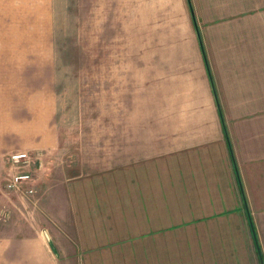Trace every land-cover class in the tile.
<instances>
[{"label":"crops","instance_id":"obj_1","mask_svg":"<svg viewBox=\"0 0 264 264\" xmlns=\"http://www.w3.org/2000/svg\"><path fill=\"white\" fill-rule=\"evenodd\" d=\"M176 4L191 52L163 57L161 80L150 69V104L135 65L123 115L74 135L59 119L61 0H0V167L42 159L39 199L2 195L0 264H264V0Z\"/></svg>","mask_w":264,"mask_h":264},{"label":"rangeland","instance_id":"obj_2","mask_svg":"<svg viewBox=\"0 0 264 264\" xmlns=\"http://www.w3.org/2000/svg\"><path fill=\"white\" fill-rule=\"evenodd\" d=\"M135 3L139 9L136 14ZM60 14L55 26L57 96L59 119L63 120L60 125L69 134L86 133L87 128H92L87 125L94 128L100 124L104 113L106 117L110 114L111 119L123 115V111L113 108L117 107L119 92L135 65H140L143 72L144 102L149 96L150 69L155 75L160 74L158 80H161L166 71L163 57L191 52L188 26L176 0H61ZM139 55L141 64L137 63ZM102 104L110 106V110L105 111ZM142 113L143 118H149L161 112L143 108ZM10 161L9 156L7 166L0 167V201L5 197L3 193H13L7 184L16 175L27 172H33L35 183H26L22 188L33 189L36 195L15 192L13 195L25 197L24 200L39 199L42 194L36 180L40 177L42 159L30 168L22 167V162L13 166ZM4 208L5 203L0 202L3 217L0 228L9 226L4 219Z\"/></svg>","mask_w":264,"mask_h":264},{"label":"built area","instance_id":"obj_3","mask_svg":"<svg viewBox=\"0 0 264 264\" xmlns=\"http://www.w3.org/2000/svg\"><path fill=\"white\" fill-rule=\"evenodd\" d=\"M11 163L13 166H16L17 163L22 162L21 166L23 167H32L33 165H36L41 160V154H30L28 152L25 153H19L15 155L10 156ZM19 165V164H18ZM26 183L34 184L35 179L33 176V172H27L25 174L16 175L8 184L7 188L11 190L13 193H25L27 196H34L36 195V191L33 189H29L27 191H24L22 186Z\"/></svg>","mask_w":264,"mask_h":264},{"label":"trees","instance_id":"obj_4","mask_svg":"<svg viewBox=\"0 0 264 264\" xmlns=\"http://www.w3.org/2000/svg\"><path fill=\"white\" fill-rule=\"evenodd\" d=\"M199 38H200V42H201V47L203 48V54H205V52H204V47H203V44H202V39H201V37H200V34H199ZM209 74H210V70H209ZM211 75V74H210Z\"/></svg>","mask_w":264,"mask_h":264},{"label":"water","instance_id":"obj_5","mask_svg":"<svg viewBox=\"0 0 264 264\" xmlns=\"http://www.w3.org/2000/svg\"><path fill=\"white\" fill-rule=\"evenodd\" d=\"M194 20H195V18H194Z\"/></svg>","mask_w":264,"mask_h":264}]
</instances>
